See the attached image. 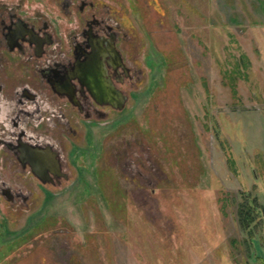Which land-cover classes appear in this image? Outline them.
<instances>
[{
  "label": "rangeland",
  "instance_id": "1",
  "mask_svg": "<svg viewBox=\"0 0 264 264\" xmlns=\"http://www.w3.org/2000/svg\"><path fill=\"white\" fill-rule=\"evenodd\" d=\"M93 1L125 31L127 98L101 115L66 107L67 176L21 175L24 205L0 197V264H264V0ZM4 7L63 43L85 12ZM245 196L259 204L246 228Z\"/></svg>",
  "mask_w": 264,
  "mask_h": 264
},
{
  "label": "flooded vegetation",
  "instance_id": "2",
  "mask_svg": "<svg viewBox=\"0 0 264 264\" xmlns=\"http://www.w3.org/2000/svg\"><path fill=\"white\" fill-rule=\"evenodd\" d=\"M58 3L65 11L85 10L64 43L45 19L0 9V157L5 169H0V197L10 203L24 205L30 195L21 175L41 184H57L67 176L59 135L74 127L66 107L86 116L103 114V106H112L94 94L110 83L125 93L122 86L134 72L119 45L125 31L105 4L96 9L93 0Z\"/></svg>",
  "mask_w": 264,
  "mask_h": 264
},
{
  "label": "trees",
  "instance_id": "3",
  "mask_svg": "<svg viewBox=\"0 0 264 264\" xmlns=\"http://www.w3.org/2000/svg\"><path fill=\"white\" fill-rule=\"evenodd\" d=\"M258 205L255 196H252L250 199L245 196L237 202L236 213L239 225L244 228L249 226L256 216V207H258ZM250 236L251 235H249V237Z\"/></svg>",
  "mask_w": 264,
  "mask_h": 264
},
{
  "label": "water",
  "instance_id": "4",
  "mask_svg": "<svg viewBox=\"0 0 264 264\" xmlns=\"http://www.w3.org/2000/svg\"><path fill=\"white\" fill-rule=\"evenodd\" d=\"M94 97L95 99L98 97L100 100L108 102L114 108H121L125 102V99L127 98V95L126 93L115 89L110 83V86L107 90L103 91V93H101L99 96L94 94Z\"/></svg>",
  "mask_w": 264,
  "mask_h": 264
}]
</instances>
